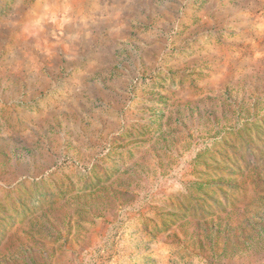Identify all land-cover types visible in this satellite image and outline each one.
Returning <instances> with one entry per match:
<instances>
[{
    "label": "rangeland",
    "instance_id": "1",
    "mask_svg": "<svg viewBox=\"0 0 264 264\" xmlns=\"http://www.w3.org/2000/svg\"><path fill=\"white\" fill-rule=\"evenodd\" d=\"M0 264H264V0H0Z\"/></svg>",
    "mask_w": 264,
    "mask_h": 264
}]
</instances>
